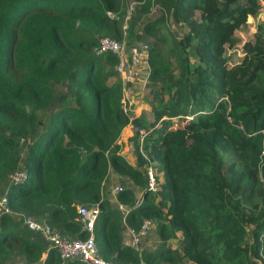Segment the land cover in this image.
<instances>
[{
  "label": "trees",
  "instance_id": "1",
  "mask_svg": "<svg viewBox=\"0 0 264 264\" xmlns=\"http://www.w3.org/2000/svg\"><path fill=\"white\" fill-rule=\"evenodd\" d=\"M131 1L124 28L116 16L124 0H0V185L23 152L27 174L8 187L6 206L84 239L77 208L97 204L95 242L107 262L264 264V19L239 62L226 56L262 0ZM154 6L159 17L142 25L152 38L144 86L152 120H130L131 83L116 69L118 56L93 50L103 37L130 40ZM166 18L184 29L180 36ZM61 81L73 104H59L41 122L39 113L59 103L53 87ZM129 123L135 166L117 142ZM149 163L159 171L155 191L146 189ZM110 170L133 184L117 193L126 214L103 195ZM147 220L162 242L179 237L181 251L125 245V229L139 233ZM42 259L83 264L63 262L22 217L1 213L0 264Z\"/></svg>",
  "mask_w": 264,
  "mask_h": 264
},
{
  "label": "built area",
  "instance_id": "2",
  "mask_svg": "<svg viewBox=\"0 0 264 264\" xmlns=\"http://www.w3.org/2000/svg\"><path fill=\"white\" fill-rule=\"evenodd\" d=\"M93 51L96 54L111 52L112 54L117 55L119 62L116 66V69L125 83L133 81L139 71L143 57V52H137V50L134 49L132 51L131 57L128 58L124 52V44L109 37L100 38ZM142 132L143 130L140 131V133ZM29 140L30 139L28 138L27 141ZM22 142H24L23 139ZM19 164V167L9 177V186L11 184L21 183L27 178L22 157ZM146 178L148 189L155 191L157 188L156 179L148 169L146 171ZM120 189L121 187H117L115 189L116 193H118ZM0 203L1 213L12 214L10 209L6 206L5 196L2 198ZM77 214L79 217L78 219L82 224L83 230H85L87 233V236L84 239L60 234L58 231L54 230L50 225H48L42 218L23 214L20 215L23 219V223L30 230L39 232L46 238V240L49 242V247L53 248L57 252L59 258L63 262L79 260L83 264H116L107 262L101 258L96 247L94 228L97 216L99 214L98 205H80L77 208ZM151 222L152 221L148 220L144 221L139 233H135L133 229L126 228V233L129 238L124 241L125 245H128L141 253L142 250L139 247L140 242L142 237L147 233Z\"/></svg>",
  "mask_w": 264,
  "mask_h": 264
},
{
  "label": "rangeland",
  "instance_id": "3",
  "mask_svg": "<svg viewBox=\"0 0 264 264\" xmlns=\"http://www.w3.org/2000/svg\"><path fill=\"white\" fill-rule=\"evenodd\" d=\"M134 6H135L134 2H132L131 0H124L122 13L120 15H116L117 18H119L121 20L124 28H127V23L129 21V19L131 18V16L133 15V7ZM159 14L160 13H159L157 6H154L152 8L151 12L148 13L147 15H145L143 17L141 23L133 30L134 35L132 36V38L130 40L126 38L124 41H121V43L124 44V52L128 58L131 57L132 51L134 49L137 50V52H143L141 66L139 68L137 75L135 76V78L132 81V82H134V84H136L135 86H139V88H140V89H137V91L135 92L134 102L138 104L139 109L141 111L145 112L144 114L146 116H149L150 120L152 119L151 110L148 111L149 108L148 109H144V108L147 106L149 107L151 95H150V90L148 93L147 90L144 88V85L146 83L147 75L149 73V68L147 65V53H148V48L150 46V43L152 42V38L143 32L142 25L144 23H146L148 20L158 18ZM258 19H264V0H262V11H261V13L256 18L250 17L248 20V23H249L248 27L246 29L236 33L237 38L239 39L237 41L238 43L236 44V46L232 47V48H228L226 50V56L228 58L229 64H234V63H237L241 60V58L243 56L242 46H243L244 42L251 39L252 33L255 31V24H256ZM166 21H167V24H169V28L171 29V31L177 37L181 35L182 30L184 31V29L182 27H180L179 25H176L173 22V20H171V18H166ZM142 81H143V84H142ZM132 82H130V83H132ZM139 82H141V84H137ZM129 87H130V84H128V87H127L128 94H130L134 91V88H132V86L130 88ZM53 90H54V93L56 95V100L59 103L55 104L54 106H52V107L46 109L45 111H42L39 113V118H40L41 122L46 121L47 118L51 115V113L53 111H55V109L59 106V104H65V105H72L73 104V100H72V98H71V96L67 90V84L65 81H61V82L55 84L53 87ZM130 90H131V92H130ZM124 108H125V106H124ZM125 110H127V109L125 108ZM123 129H122L121 134H120L121 138L119 137V139H121L122 147H125L126 143H129V142H127V139H128L127 134L129 133V131L127 132L125 129L124 130ZM144 133H145V131H143V134ZM32 139H30L27 142L28 143L31 142ZM119 139H118V141H119ZM128 141H129V139H128ZM21 154H22V162H23L25 160L26 152H23ZM148 170H150V173L153 175V177L155 179H156V176H159L158 175L159 171L157 170V165L155 163L154 164L152 163V165H148ZM110 177H111V175H110ZM8 180H6L4 183H2L0 185V201H1V197L4 196L5 192L8 189ZM111 180L114 183V185H116V184L119 185L121 183V179L118 176H112ZM146 181H147V178H146ZM0 208H1V203H0ZM0 214H1V209H0ZM12 216L16 219L18 217H21L20 215L13 214V213H12ZM45 240H46V238H45ZM144 241L145 240H143V243H142L143 245H144ZM47 243L49 246L48 241H47ZM158 248H156L155 250H158ZM41 262H43V259L41 261H39L38 263H41ZM20 263H23V262H21L20 260H14V261H8L5 264H20ZM162 263H164L163 258L158 264H162Z\"/></svg>",
  "mask_w": 264,
  "mask_h": 264
},
{
  "label": "crops",
  "instance_id": "4",
  "mask_svg": "<svg viewBox=\"0 0 264 264\" xmlns=\"http://www.w3.org/2000/svg\"><path fill=\"white\" fill-rule=\"evenodd\" d=\"M137 84H141V82H139ZM142 84H143V81H142ZM135 85L136 84H134V82L131 83L130 87L132 86V88H134V91L132 93H130V94H128V89L124 90V106H125V108L127 109V111L130 114V120H132V118H134V117H138V116L141 117V115H143L147 121H151L152 119L150 120L149 116H146L144 114L145 112L141 111L139 109L138 104L134 102L135 92L137 91V89H140L139 86H135ZM130 92H131V90H130ZM144 109H148V111H149V110H151V107L149 105V107L147 106ZM151 116H152V114H151ZM132 127L133 126H132L131 123H129L127 126L124 127V129L127 132L129 131V133L127 134L128 139H129V137L132 134ZM128 139H127V142H129ZM118 144L120 145L119 154H121L130 165L135 166L137 164V161H136V158H135L134 153H133L132 145H130L129 143H126V146L122 147L121 139H119ZM150 165H152V163H150ZM110 175H111V177L112 176L120 177L121 183L119 185L118 184L114 185V183L111 180ZM117 187H121V188L130 187V188H133V184H132L131 181H127V179L124 176H121V175L117 174L114 170H110L108 179L105 182L104 187H103V195H104V197L106 199L109 200L111 206L120 209L124 214H126L129 208L127 206H125V205L120 204L119 201L117 200V193L115 191V189ZM147 188L148 187H147V183H146V189ZM134 191H135V194H137V195H142V192H143L141 188H135ZM4 196H5V194H4ZM4 196L1 197V200H2V198ZM123 237H124V241H126L129 238L127 233H126V229L124 231ZM143 240H145L144 241V245L142 244ZM178 241H179V237L176 238V239H172L170 241L162 242L160 240V238L158 237L157 233H156V228H155L154 223L151 222L147 233L141 239L139 247L141 248L143 253H144V251H155V249L158 248L161 245H164V246H167L169 248H172L173 250L175 248V249H178V250L181 251V249H180V247L178 245ZM20 264H27V263L23 262V263H20ZM35 264H43V262L35 263ZM162 264H169V263L164 262Z\"/></svg>",
  "mask_w": 264,
  "mask_h": 264
},
{
  "label": "clouds",
  "instance_id": "5",
  "mask_svg": "<svg viewBox=\"0 0 264 264\" xmlns=\"http://www.w3.org/2000/svg\"><path fill=\"white\" fill-rule=\"evenodd\" d=\"M148 165H150V163Z\"/></svg>",
  "mask_w": 264,
  "mask_h": 264
}]
</instances>
